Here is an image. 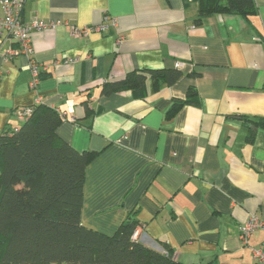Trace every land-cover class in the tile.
Returning a JSON list of instances; mask_svg holds the SVG:
<instances>
[{"label":"crops","instance_id":"1","mask_svg":"<svg viewBox=\"0 0 264 264\" xmlns=\"http://www.w3.org/2000/svg\"><path fill=\"white\" fill-rule=\"evenodd\" d=\"M204 1L27 0L26 22L59 24L32 32L31 58L9 55L18 48L11 39L0 45V135L19 128L18 110L41 97L62 116L58 136L95 153L86 227L112 235L133 217L137 240L166 245L181 264H253L264 231L244 245L240 226L251 213L264 220V128L249 142L243 116H264V0L250 19L201 15ZM99 24L111 25L73 33ZM32 58L42 71L35 86ZM160 68L182 75L172 84L149 75L143 98L102 92L130 71ZM191 87L193 102L169 115Z\"/></svg>","mask_w":264,"mask_h":264},{"label":"trees","instance_id":"2","mask_svg":"<svg viewBox=\"0 0 264 264\" xmlns=\"http://www.w3.org/2000/svg\"><path fill=\"white\" fill-rule=\"evenodd\" d=\"M256 12L255 0H205L201 9V15L234 13L247 19ZM149 75L155 83L172 84L182 71L133 70L106 82L102 92L130 89L143 98ZM195 96L197 90L191 87L188 98L176 100L169 115ZM32 107L17 130L0 135V264H181L166 245L162 252L133 239V217L112 235L83 224L86 168L95 153L79 151L58 136V111L42 102ZM243 117L252 142L256 130L264 128V116Z\"/></svg>","mask_w":264,"mask_h":264},{"label":"built area","instance_id":"3","mask_svg":"<svg viewBox=\"0 0 264 264\" xmlns=\"http://www.w3.org/2000/svg\"><path fill=\"white\" fill-rule=\"evenodd\" d=\"M27 0H0L2 16H0V45L7 39H11L18 44V48H10L9 55L22 54L26 57H32L33 38L32 32L40 29L55 28L59 24L57 21L33 20L26 22L23 19V11ZM111 24L89 25L85 27L74 28L73 33L77 36H88L95 31H105L110 28ZM112 25H116L114 22ZM120 42L122 36L119 38ZM76 59H69L67 62H75ZM179 64L178 66H180ZM40 64L32 58L31 60V85L35 86L41 75ZM42 102L41 97L37 98L35 104ZM33 107H24L18 110L19 117L25 121L31 113ZM18 128H16L17 130ZM258 230L264 231V220L257 213H251L249 218L240 226V239L244 245L250 244V239ZM138 232H134L133 239H138ZM253 264H264V239L257 247H252Z\"/></svg>","mask_w":264,"mask_h":264}]
</instances>
